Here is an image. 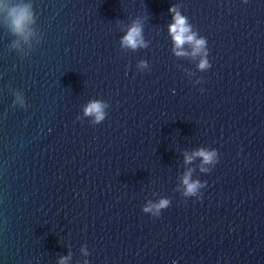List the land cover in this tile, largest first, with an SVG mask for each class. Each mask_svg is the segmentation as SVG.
<instances>
[{
	"label": "water",
	"instance_id": "obj_1",
	"mask_svg": "<svg viewBox=\"0 0 264 264\" xmlns=\"http://www.w3.org/2000/svg\"><path fill=\"white\" fill-rule=\"evenodd\" d=\"M26 4L27 40L7 15ZM0 5V264H264V0ZM174 7L210 69L190 45L175 55ZM134 22L135 51L121 46ZM200 149L218 163H186ZM189 170L200 198L182 195Z\"/></svg>",
	"mask_w": 264,
	"mask_h": 264
},
{
	"label": "clouds",
	"instance_id": "obj_2",
	"mask_svg": "<svg viewBox=\"0 0 264 264\" xmlns=\"http://www.w3.org/2000/svg\"><path fill=\"white\" fill-rule=\"evenodd\" d=\"M3 8V5H0ZM174 13V22L169 25V32L174 42V53L178 57L189 55L184 51V46L190 45L192 47V56L202 54V58L199 63V69L206 71L211 68V64L208 59L209 51L207 47V40L202 36H198V33L193 31L192 24L189 23L188 17L181 15L179 11L174 7L170 9ZM7 15L11 23L12 31L20 36H24L27 40L30 35L29 25L35 23V14L32 6L17 5L7 9ZM121 46L124 48H130L137 50L138 48L148 47V43L143 38V29L139 22H134L128 29L127 34L122 37ZM138 67L143 70L148 67L146 61H140ZM108 107L106 103L100 100H93L87 104L84 108V115L86 117H93L94 124L102 123L107 113L105 109ZM194 157H201L204 165H212L213 167L218 163L219 155L217 150L200 149L192 155H186V163L191 162ZM211 168L202 167L201 171L210 172ZM182 183L184 185V191L182 195L184 197H197L200 198L202 193L201 188L205 187V183H201L199 180L193 181L191 179V170H189L183 177ZM171 204L168 199H161L158 203L148 202L143 207L144 213H151L153 217H159L162 210L167 209ZM67 258H62L60 264H66Z\"/></svg>",
	"mask_w": 264,
	"mask_h": 264
}]
</instances>
